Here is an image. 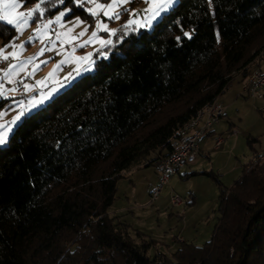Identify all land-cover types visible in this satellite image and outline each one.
<instances>
[{"label":"trees","instance_id":"trees-1","mask_svg":"<svg viewBox=\"0 0 264 264\" xmlns=\"http://www.w3.org/2000/svg\"><path fill=\"white\" fill-rule=\"evenodd\" d=\"M21 1L40 4L38 21L67 7L92 17L84 0ZM14 34L0 20L3 41ZM263 50L264 0H178L150 30L120 26L109 56L0 146V264H264V162L230 188L212 170L189 174L217 182L221 217L204 245L178 240L171 257L151 256L157 241L110 214L124 172L167 156Z\"/></svg>","mask_w":264,"mask_h":264},{"label":"rangeland","instance_id":"rangeland-1","mask_svg":"<svg viewBox=\"0 0 264 264\" xmlns=\"http://www.w3.org/2000/svg\"><path fill=\"white\" fill-rule=\"evenodd\" d=\"M84 1L86 3H82L83 1L78 3L87 11L88 8H92L94 12H99V15H93L88 11L92 15L91 18L81 15L68 17L72 8L67 7L38 21L34 20L33 13L22 31L11 25L15 28L11 40L4 42L0 37V49L4 50L0 52V101L7 100L0 108V125H3L0 127V133L7 130L8 140L17 124L24 118L22 117L17 124L9 123L17 115L21 112L25 115L32 113L80 76L93 72L99 52L103 53L102 57L109 56L103 49L114 39L120 26L128 25L150 30L154 23L178 2V0H127L119 8L108 9L107 5L112 3V0ZM12 2L13 0H0V14L4 11V4ZM15 2L20 6L11 10L14 18L17 13L27 12L37 5V3L25 4L21 0ZM150 4L154 7L146 13L144 9L149 8ZM98 5L109 12H119L120 18L105 16ZM160 5L167 7L159 8L158 14L154 15ZM62 12L64 16L57 20ZM130 20L135 23L129 24ZM101 22L108 29L116 31L112 33L100 30L95 41L85 43L92 37L93 32L97 31V25ZM38 29L40 31H37ZM85 29L87 31H84ZM81 32L84 34L78 35ZM101 40L110 43L101 44ZM9 54H11L9 59H3ZM86 56L88 58L83 61L76 59ZM69 73H71L70 78ZM20 84L24 86L22 91L18 89ZM243 86L244 77L236 75L225 95L220 99L226 104L227 112L215 125L217 135L212 136V141H208V145H214L215 136L222 134L221 136H224L222 146L218 150L212 149V146L210 155L200 153L195 162L200 168H214L220 181L227 188L241 177L250 161L264 162V114L260 111L264 103L247 97L243 92ZM17 90L23 95L18 94ZM49 95L50 98L45 99V96ZM36 101L40 103L36 104ZM249 138L255 140L249 144ZM7 144L8 142L0 146ZM206 145L203 147L206 148ZM156 157L157 153H152L148 159L141 162L140 166L124 172L118 181V192L110 214L119 216L121 220L127 222L137 241L142 239L135 230L146 233L157 241L149 251L151 256L164 253L171 257L179 248L178 240L182 238L198 246L204 245L211 239L215 225L221 217L218 210L220 188L212 177L204 174L190 175L185 179L180 175H171L160 197L151 202L149 186L158 183L159 174L156 162L148 166L145 164L149 159ZM188 170L187 166L182 172ZM173 194L181 195L186 199V203L173 206L171 204Z\"/></svg>","mask_w":264,"mask_h":264},{"label":"built area","instance_id":"built-area-1","mask_svg":"<svg viewBox=\"0 0 264 264\" xmlns=\"http://www.w3.org/2000/svg\"><path fill=\"white\" fill-rule=\"evenodd\" d=\"M4 63V62H3ZM243 92L247 97L262 101L264 103V50L261 55L250 65L245 66L240 75L245 74ZM24 86L19 85L18 89L22 91ZM264 114V104L260 108ZM226 106L217 98L213 103L200 110L187 121L180 129L178 138L173 142V150L167 155L159 159L157 163L159 181L150 188V200L156 201L166 185L170 176L177 174L181 169L193 163L199 154V140L210 133L214 126L225 115ZM223 141L222 137H218L215 146L218 148ZM186 203L179 194L171 196V204L173 206H181Z\"/></svg>","mask_w":264,"mask_h":264},{"label":"snow or ice","instance_id":"snow-or-ice-1","mask_svg":"<svg viewBox=\"0 0 264 264\" xmlns=\"http://www.w3.org/2000/svg\"><path fill=\"white\" fill-rule=\"evenodd\" d=\"M127 0H112V3H109L107 5V8L108 9H116V8H119L121 7L124 3H126ZM20 5L18 3L15 2V0H13L12 3H5L4 4V11L2 14H0V20H4L6 21L8 24L10 25H15V27L18 29V30H23V28L25 26H27L28 22H29V19L32 17L33 13H40L42 14L43 13V9L41 8L40 4H37L36 7L34 9H31L27 12H19L16 14L15 18L13 17L12 15V11L11 10H15L16 8H18ZM97 7H100L101 8V11H103V14L105 16H109V18H115V19H119L120 18V14L119 12L117 11H112V12H109L108 10L104 9L103 6H97ZM154 7V5L150 4L149 5V8L147 9H144V11L147 13L149 11L152 10V8ZM167 5H160L158 8H157V12L156 13H153L154 15L155 14H158V11H159V8H166ZM88 11L90 13H92L93 15H99V12H94L92 8H88ZM133 15H135V13H133ZM64 16V13L62 12L61 15L59 17H57V20H60L62 17ZM51 23V22H49ZM79 23V21H78ZM129 24H132V23H135V21L133 20H130L128 21ZM100 30H104V31H111L112 33H114L116 30L115 29H108L106 25L103 24V22H101L100 24L97 25V31L96 32H93L92 34V37L89 39V41H86L85 43H91L93 41H95L97 39V33L98 31ZM37 31H40L39 29ZM84 31H87V29H85ZM84 32H81L79 33L78 35H83ZM189 38H191L189 36ZM101 44H105V43H110V41H103L101 40L100 41ZM13 47H17L16 45H12ZM4 50L3 49H0V52H3ZM43 53V49L41 50V54ZM9 55H5L3 57V59H9ZM91 54L89 53L88 56H90ZM88 57H79V58H76L78 60H85L87 59ZM63 63V62H62ZM89 63H91V61H89ZM59 67V65L57 66V68ZM55 71V70H54ZM51 75V74H50ZM71 77V73H69V78ZM67 79V78H66ZM42 83V82H41ZM50 98V95L49 96H45V99H48ZM40 101H36V104H39ZM25 116V113L21 112L20 115H17L12 121H10L9 123H12V124H17L18 121H20L22 119V117ZM0 127H3V125H0ZM8 142V131H4L2 133H0V145H3V144H6Z\"/></svg>","mask_w":264,"mask_h":264},{"label":"crops","instance_id":"crops-1","mask_svg":"<svg viewBox=\"0 0 264 264\" xmlns=\"http://www.w3.org/2000/svg\"><path fill=\"white\" fill-rule=\"evenodd\" d=\"M26 91V90H25ZM226 92V91H225ZM17 93L18 94H20V95H23V94H21V93H19L18 92V90H17ZM238 94V93H237ZM225 95V93L223 94V95H221L220 96V98L219 99H221L223 96ZM226 105V104H225ZM227 108V107H226ZM226 112H227V109H226ZM226 112H225V114H226ZM220 122V121H219ZM217 135V133H216V131H215V126H214V128H213V130L210 132V133H208L206 136H204V137H202L200 140H199V154H198V156H197V158H196V160L199 158V155H200V153H204L205 155H210V151H211V147L213 146V148L212 149H214V150H218L221 146H222V143H223V141H224V136L222 137L221 135L222 134H218V136H215V140H214V145H208V141H212V136L213 135ZM218 137H222L223 138V141H222V143H221V145L217 148L216 146H215V142H216V139L218 138ZM207 144V145H206ZM207 146L206 148H204L203 146ZM203 156V155H202ZM196 160L193 162V163H191V164H189V165H187L188 167H189V170L187 171V172H182V170L183 169H185V168H183V169H181L177 174H174L173 176H176V175H180L183 179H185V178H188V176H190L189 174L191 173V172H201V171H208V170H212V171H214V168H212V169H204V168H200V167H197L196 165H195V162H196ZM235 168H237V167H235ZM215 172V171H214ZM195 175H199V174H195ZM191 176H194V175H191ZM150 187H151V184H150V186H149V192H150ZM230 188V187H229ZM183 239V238H182ZM180 240V241H183V240ZM185 241V240H184Z\"/></svg>","mask_w":264,"mask_h":264}]
</instances>
